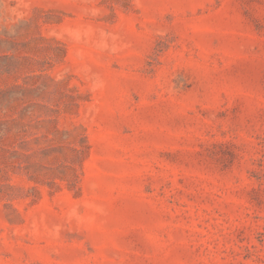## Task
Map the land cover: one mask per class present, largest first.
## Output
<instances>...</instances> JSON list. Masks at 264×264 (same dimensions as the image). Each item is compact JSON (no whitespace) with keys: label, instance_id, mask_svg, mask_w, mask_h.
Returning a JSON list of instances; mask_svg holds the SVG:
<instances>
[{"label":"rangeland","instance_id":"374dc122","mask_svg":"<svg viewBox=\"0 0 264 264\" xmlns=\"http://www.w3.org/2000/svg\"><path fill=\"white\" fill-rule=\"evenodd\" d=\"M0 264H264V0H0Z\"/></svg>","mask_w":264,"mask_h":264}]
</instances>
